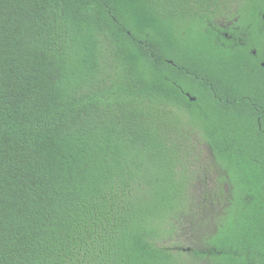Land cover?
I'll use <instances>...</instances> for the list:
<instances>
[{"label":"trees","instance_id":"1","mask_svg":"<svg viewBox=\"0 0 264 264\" xmlns=\"http://www.w3.org/2000/svg\"><path fill=\"white\" fill-rule=\"evenodd\" d=\"M260 60L264 0H0V264H264Z\"/></svg>","mask_w":264,"mask_h":264},{"label":"rangeland","instance_id":"2","mask_svg":"<svg viewBox=\"0 0 264 264\" xmlns=\"http://www.w3.org/2000/svg\"><path fill=\"white\" fill-rule=\"evenodd\" d=\"M204 161H206L208 159V157L206 156V153L204 154L203 158ZM208 189H210L212 191V182L211 181H206L205 183H203ZM209 191V190H208ZM197 215L193 216L190 215L188 218H186V223L185 224H181L180 222H176V225H178L179 227H181V231H180V237H178V246L180 247H191L193 246L192 242L195 238L196 233L194 232V227L197 225L196 221H197ZM191 248H196V247H191Z\"/></svg>","mask_w":264,"mask_h":264},{"label":"flooded vegetation","instance_id":"3","mask_svg":"<svg viewBox=\"0 0 264 264\" xmlns=\"http://www.w3.org/2000/svg\"><path fill=\"white\" fill-rule=\"evenodd\" d=\"M220 24H222V23H220ZM226 35H228V34H226ZM253 52V54H255L256 53V51L255 50H253L252 51ZM260 65L262 66V67H264V61L263 60H260ZM259 125H260V123H259Z\"/></svg>","mask_w":264,"mask_h":264}]
</instances>
